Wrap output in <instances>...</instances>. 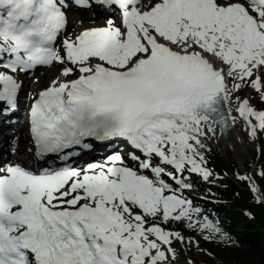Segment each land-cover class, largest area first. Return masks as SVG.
Here are the masks:
<instances>
[{
  "label": "snow or ice",
  "instance_id": "1",
  "mask_svg": "<svg viewBox=\"0 0 264 264\" xmlns=\"http://www.w3.org/2000/svg\"><path fill=\"white\" fill-rule=\"evenodd\" d=\"M73 10L103 24L69 34ZM53 65L28 109L36 163L0 162V264H178L201 239L240 246L186 190L223 178L218 129L264 153V0H0V116L22 76ZM121 140L126 157L94 158ZM254 168L235 175L264 203Z\"/></svg>",
  "mask_w": 264,
  "mask_h": 264
},
{
  "label": "trees",
  "instance_id": "2",
  "mask_svg": "<svg viewBox=\"0 0 264 264\" xmlns=\"http://www.w3.org/2000/svg\"><path fill=\"white\" fill-rule=\"evenodd\" d=\"M214 159L220 169L225 168V163L216 154ZM226 182L228 185L223 194L230 197L231 194L237 193L239 198L238 201H233L234 204L222 208L220 206L218 209L229 215L230 219L225 221L226 225L237 232L240 246L212 249L230 264H264V208L252 200L253 196L244 187V182L240 184L243 186L242 191L230 180ZM262 187L264 189V179H262ZM242 209H249L254 217L248 219Z\"/></svg>",
  "mask_w": 264,
  "mask_h": 264
},
{
  "label": "rangeland",
  "instance_id": "3",
  "mask_svg": "<svg viewBox=\"0 0 264 264\" xmlns=\"http://www.w3.org/2000/svg\"><path fill=\"white\" fill-rule=\"evenodd\" d=\"M78 24H79V22L78 21L77 22L75 21L73 24L70 25L69 28L73 29ZM53 74H48L46 76H44V74H42L44 77L41 78L39 84H37L35 86H31V85H34V82L33 81H30V83H29V85H27V87L29 86V89L31 90V93H33V92L35 93L39 88L44 87V86H46L48 84L49 79H51L50 77H52ZM22 78L24 79V77H22ZM24 89H25V84H24ZM245 91H247V89ZM241 95L243 96L244 93L242 92ZM28 96L29 95L27 94V97ZM254 97H256V96L251 97V103L253 105H255L258 109L259 108H264V104H262L260 101H258L257 99H254L253 100ZM22 101H24V100H22ZM18 125L21 126V123H18ZM18 125L16 127H14L13 130L16 132L19 129L20 130L23 129L24 132H25V129L22 126H21L22 129H21V127H18ZM24 132L22 131V133H24ZM244 142L245 143H248V144H251V141L249 140V138L246 141L241 142L242 143L241 150L236 151L235 154H234V152L232 150H226L225 151L224 149H226V148L223 147L220 143H218V140H216V139H214V142L213 143H208V144L210 145V147L218 150L219 153L221 154V156L226 160V162L229 163L231 160L237 161L239 163L240 169L242 170L243 173L244 172H252L250 170V166L253 167V165H252V163H253V156L252 155L255 152L257 146H256V144H253L252 146H247L246 144L243 145ZM259 142H260V145H261V142L263 143L262 148L264 149V136H262L259 139ZM214 143L220 149H218V147L215 146ZM193 193L194 192L192 191L191 194H193ZM185 252H186L185 253V257L183 255H182V257H184V258H189L190 257L193 260L194 264H199V257L202 258V259L205 258V255L203 253L201 254V252H199L197 249L195 250V252L199 255V257L196 254H194L191 249H186ZM214 264H217V262H215Z\"/></svg>",
  "mask_w": 264,
  "mask_h": 264
},
{
  "label": "bare ground",
  "instance_id": "4",
  "mask_svg": "<svg viewBox=\"0 0 264 264\" xmlns=\"http://www.w3.org/2000/svg\"><path fill=\"white\" fill-rule=\"evenodd\" d=\"M85 17H87V16H85ZM76 19V18H75ZM73 20L74 19H71V23H73ZM84 25V26H83ZM87 22L86 23H82V25H78V27H76L75 28V31L77 32V30L78 29H81V28H83V27H87ZM52 70H54V68H53V66H51V67H49V68H47V69H45V71H47L44 75H48V74H55L56 75V71H52ZM52 71V72H51ZM52 75V77H50V78H53L55 75ZM43 76V75H42ZM41 80V76H38V77H34V78H29L27 81H26V83L27 84H25V89H27V94L29 95V86L27 87V85H29V83H30V81H33L34 82V85H31V86H35V85H37V84H39V81ZM50 80V79H49ZM25 89L23 90V92L25 91ZM26 98H28L27 97V95L24 97H22V100H26ZM23 104V102L21 103V104H19V106H21ZM21 109V108H20ZM21 111V110H20ZM17 113H18V110H17ZM17 113H15V112H13L12 113V115L13 116H16L17 115ZM3 122H5V119L4 120H2ZM18 125V123L17 124H13V125H8V126H10L11 127V130L9 129L8 131H7V134H11L12 132H14V127H16ZM18 127H21L20 125H18ZM21 129H22V127H21ZM22 131L24 132V130L22 129V130H17L15 133L18 135V142L19 143H17V145L16 146H14L13 145V147H12V149L13 148H15V151L17 150V151H19V156L17 157V159H20V158H27V159H29L30 158V155H28V151H27V149H28V144H27V140H26V136H25V134L24 133H22ZM217 135H218V139H216V140H218V143H220L223 147H225L226 149H231L233 152H234V154L236 153V151H238V150H241V146H242V141H241V139H244V141H246L247 139H248V136H247V134L243 131V129L241 128V127H239V126H237V127H229V129H228V131H227V135L226 136H222V135H220L219 133H218V130H217ZM239 137V138H238ZM215 139V138H214ZM22 143V144H21ZM216 143V142H215ZM245 143V142H244ZM222 150V149H221ZM14 151V150H13ZM12 153V152H11ZM28 155V156H27ZM7 156H9V157H11V155L10 154H8ZM186 253V252H185ZM184 257H185V254L183 255ZM184 257H182V255H181V257H180V259H179V262H178V264H184V262H185V260L187 259V258H184ZM184 258V259H183Z\"/></svg>",
  "mask_w": 264,
  "mask_h": 264
}]
</instances>
